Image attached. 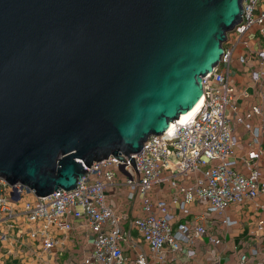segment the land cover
<instances>
[{
  "label": "water",
  "instance_id": "water-1",
  "mask_svg": "<svg viewBox=\"0 0 264 264\" xmlns=\"http://www.w3.org/2000/svg\"><path fill=\"white\" fill-rule=\"evenodd\" d=\"M241 0H0V178L38 196L202 95Z\"/></svg>",
  "mask_w": 264,
  "mask_h": 264
},
{
  "label": "built area",
  "instance_id": "built-area-1",
  "mask_svg": "<svg viewBox=\"0 0 264 264\" xmlns=\"http://www.w3.org/2000/svg\"><path fill=\"white\" fill-rule=\"evenodd\" d=\"M241 5V18L232 28L238 38L253 26L264 33V0H241ZM228 55L223 50L219 62L227 61ZM256 55L263 60L264 48ZM218 63L202 77L200 106L185 123L175 124L172 133L165 130L150 134L135 153L93 161L84 166V174L71 189L59 188L38 196L20 182L8 183L0 178V213L22 214L27 221L38 224L30 235L39 233L43 249L54 243L52 230H67L71 218L78 219L92 233L90 252L83 258L85 264H154L143 253L133 258L123 253L120 243L126 241L128 233L120 225V214L106 202L109 188L121 185L127 198L141 199L140 214L132 224L162 263L165 246L177 250L182 242L204 233L205 228L187 222L173 225L175 214L170 212L169 204L163 198H154L157 184L165 181L176 188L181 197L174 196L173 202L182 213H187L193 199L206 203L208 210L220 212L233 202L264 191L257 167L246 174L235 168L236 136L228 115L236 110V92ZM251 78L263 79L264 71H252ZM257 111L259 107L252 106V112ZM236 119L242 121L239 116ZM248 157L257 158L258 153L251 150ZM185 177L191 179L187 184L181 182ZM240 262L247 264L245 254H241Z\"/></svg>",
  "mask_w": 264,
  "mask_h": 264
},
{
  "label": "crops",
  "instance_id": "crops-1",
  "mask_svg": "<svg viewBox=\"0 0 264 264\" xmlns=\"http://www.w3.org/2000/svg\"><path fill=\"white\" fill-rule=\"evenodd\" d=\"M222 46L229 55L218 67L236 92V110L228 115L236 136L235 168L246 174L257 167L264 180V78L255 81L251 78L252 71H264V59L256 55L258 49L264 48V33L253 26L238 38L230 29ZM254 105L259 111L252 112ZM251 150L258 153L257 158L248 157ZM190 180L185 177L181 182L187 184ZM124 189L121 185L110 187L106 202L120 214V225L128 233L126 241L120 243L128 258L143 253L154 264H241L240 256L245 254L247 264H264V191L253 198L233 202L220 212L208 210L206 203L193 199L187 205V213H182L173 202L174 196L181 197L176 188L165 181L157 184L153 189L154 198H163L169 204L170 212L175 214L173 225L187 222L190 226L197 224L205 228L204 233L182 242L177 250L165 246V259L159 263L132 224L140 214L141 199L139 196L127 198ZM38 227L22 214L0 213V264H85L83 258L90 252L92 233L78 219L71 218V227L67 230H52L54 243L49 249L42 248L39 233L30 235ZM187 251L192 254L187 255Z\"/></svg>",
  "mask_w": 264,
  "mask_h": 264
},
{
  "label": "bare ground",
  "instance_id": "bare-ground-1",
  "mask_svg": "<svg viewBox=\"0 0 264 264\" xmlns=\"http://www.w3.org/2000/svg\"><path fill=\"white\" fill-rule=\"evenodd\" d=\"M202 99H203V96L201 95L191 108L181 112L176 119L170 120L165 130L168 133H172L174 130L175 124H183L187 120H189V118L196 112V110L200 106Z\"/></svg>",
  "mask_w": 264,
  "mask_h": 264
}]
</instances>
